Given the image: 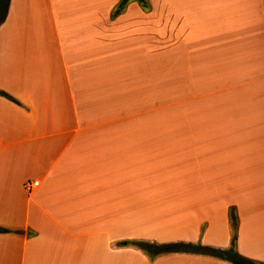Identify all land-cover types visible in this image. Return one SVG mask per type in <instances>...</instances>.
Listing matches in <instances>:
<instances>
[{
	"label": "crops",
	"instance_id": "crops-1",
	"mask_svg": "<svg viewBox=\"0 0 264 264\" xmlns=\"http://www.w3.org/2000/svg\"><path fill=\"white\" fill-rule=\"evenodd\" d=\"M9 0L0 264L264 263V0Z\"/></svg>",
	"mask_w": 264,
	"mask_h": 264
},
{
	"label": "trees",
	"instance_id": "trees-1",
	"mask_svg": "<svg viewBox=\"0 0 264 264\" xmlns=\"http://www.w3.org/2000/svg\"><path fill=\"white\" fill-rule=\"evenodd\" d=\"M138 1L143 2V0H138ZM127 2L128 0H121L120 4L117 7L116 13H118L119 10L123 8ZM0 3L2 4V8H3L2 16L0 17V23H2L6 15V10L8 7L9 0H0ZM0 96L5 97L8 100L17 103L13 98H11L9 95L5 94L2 91H0ZM230 220H231V227L233 230L232 243L230 248L225 250L206 247L201 245L200 243H183V242L157 244L148 241H129L126 242V245H131L140 248L141 250L148 252L151 256H154L159 253H170V252L184 250V251L196 252L200 254H207L213 257L227 260L233 264H264L262 262L246 259L237 253V251L234 248V244L236 240V230H237V217L234 214L233 210H231L230 212ZM7 232H8L7 230L0 228V233H7Z\"/></svg>",
	"mask_w": 264,
	"mask_h": 264
},
{
	"label": "rangeland",
	"instance_id": "rangeland-1",
	"mask_svg": "<svg viewBox=\"0 0 264 264\" xmlns=\"http://www.w3.org/2000/svg\"><path fill=\"white\" fill-rule=\"evenodd\" d=\"M2 12H3V8H2V4L0 3V17L2 16ZM138 241V240H137ZM131 246V245H130Z\"/></svg>",
	"mask_w": 264,
	"mask_h": 264
}]
</instances>
